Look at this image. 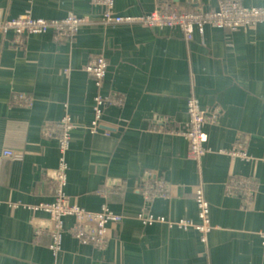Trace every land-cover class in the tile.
I'll return each instance as SVG.
<instances>
[{
    "label": "crops",
    "instance_id": "1",
    "mask_svg": "<svg viewBox=\"0 0 264 264\" xmlns=\"http://www.w3.org/2000/svg\"><path fill=\"white\" fill-rule=\"evenodd\" d=\"M161 1L115 0V10L145 14ZM70 12L86 18L71 35L49 30L16 42L0 31V264H264V22L236 30L206 24L187 39L175 27L105 23L93 0H0L2 20ZM99 53L109 63L100 88L86 68ZM98 90L111 100L93 130ZM192 95L205 111H220L205 124L200 157L182 133ZM67 115L73 127L63 150L62 130L49 134L46 126ZM240 142L246 157L229 152ZM5 148L23 157L5 156ZM65 159L68 193L122 216L106 246L82 242L70 220V234L52 248L55 221L38 205L54 199ZM144 179H164L170 190L146 197ZM200 188L212 223L205 241L195 226L170 223H201ZM149 214L166 220L147 223Z\"/></svg>",
    "mask_w": 264,
    "mask_h": 264
},
{
    "label": "built area",
    "instance_id": "2",
    "mask_svg": "<svg viewBox=\"0 0 264 264\" xmlns=\"http://www.w3.org/2000/svg\"><path fill=\"white\" fill-rule=\"evenodd\" d=\"M103 6V21L109 24L133 23L149 27H175L180 28L187 39H192L197 29L204 33L206 24H213L223 28L236 30L247 25H255L264 22V4L247 5L242 0H218L213 6L206 5H184L181 6L173 0H163L153 11L145 14H124L116 12L115 0H93ZM86 22L84 16L70 12L64 18H54L47 20L37 18L29 13H24L16 18L0 19V31L7 34L14 33V41L23 42L24 38L30 34L57 31L58 34L71 35ZM88 72L95 77L97 86L102 87L104 78L109 70L108 58L105 54H97L87 65ZM111 100V95L98 90L94 96V119L92 128L95 130L101 124L103 112L107 102ZM189 121L182 133L189 141L191 155L200 157L206 151L205 124L208 121L217 122L219 120V108L205 111L201 107L200 99L196 95L188 98ZM73 121L70 115L56 124H47L46 129L49 134L53 130L60 128V145L63 150H67L70 143L71 129ZM225 152L226 150H222ZM233 155L248 156L245 149V142H240L232 150ZM5 156L20 159L23 153L11 148L3 150ZM68 162L66 159L57 172L54 182V199L41 202L38 207L48 210L55 221L56 230L53 234L52 248H61L63 229L66 222L72 220L71 231L82 242L97 247L106 246L110 239L111 224L119 222L122 216L104 205L101 210H92L79 204L66 190L68 182ZM142 190L146 197L153 194H164L170 190L169 184L164 180L153 182L151 179H144ZM197 200L200 206V224H195L191 219L184 218L178 222H170L180 228L188 229L196 227L201 233L202 240H207L212 223L208 217L209 203L205 197L204 190L200 188L197 192ZM145 221L153 222V214L145 216ZM157 219L165 221L164 216ZM264 235V229H259Z\"/></svg>",
    "mask_w": 264,
    "mask_h": 264
},
{
    "label": "rangeland",
    "instance_id": "3",
    "mask_svg": "<svg viewBox=\"0 0 264 264\" xmlns=\"http://www.w3.org/2000/svg\"><path fill=\"white\" fill-rule=\"evenodd\" d=\"M68 227H69V225L67 224V226H65V229H63V232L66 230V231H65V234H70V233L68 232V231H69V230H68ZM67 230H68V231H67Z\"/></svg>",
    "mask_w": 264,
    "mask_h": 264
}]
</instances>
